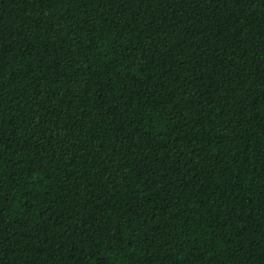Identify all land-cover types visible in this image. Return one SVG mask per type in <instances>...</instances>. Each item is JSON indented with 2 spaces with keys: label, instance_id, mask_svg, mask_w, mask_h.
Wrapping results in <instances>:
<instances>
[{
  "label": "trees",
  "instance_id": "16d2710c",
  "mask_svg": "<svg viewBox=\"0 0 264 264\" xmlns=\"http://www.w3.org/2000/svg\"><path fill=\"white\" fill-rule=\"evenodd\" d=\"M0 264H264V0H0Z\"/></svg>",
  "mask_w": 264,
  "mask_h": 264
}]
</instances>
